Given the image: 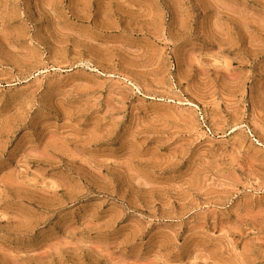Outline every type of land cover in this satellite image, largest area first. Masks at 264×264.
<instances>
[{"label":"rangeland","instance_id":"rangeland-1","mask_svg":"<svg viewBox=\"0 0 264 264\" xmlns=\"http://www.w3.org/2000/svg\"><path fill=\"white\" fill-rule=\"evenodd\" d=\"M0 264H264V0H0Z\"/></svg>","mask_w":264,"mask_h":264},{"label":"crops","instance_id":"crops-1","mask_svg":"<svg viewBox=\"0 0 264 264\" xmlns=\"http://www.w3.org/2000/svg\"><path fill=\"white\" fill-rule=\"evenodd\" d=\"M117 72V71H116Z\"/></svg>","mask_w":264,"mask_h":264}]
</instances>
